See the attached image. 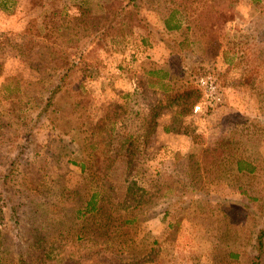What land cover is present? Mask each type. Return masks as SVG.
<instances>
[{
    "label": "rangeland",
    "instance_id": "rangeland-1",
    "mask_svg": "<svg viewBox=\"0 0 264 264\" xmlns=\"http://www.w3.org/2000/svg\"><path fill=\"white\" fill-rule=\"evenodd\" d=\"M261 230L264 0H0V264H264Z\"/></svg>",
    "mask_w": 264,
    "mask_h": 264
},
{
    "label": "built area",
    "instance_id": "built-area-1",
    "mask_svg": "<svg viewBox=\"0 0 264 264\" xmlns=\"http://www.w3.org/2000/svg\"><path fill=\"white\" fill-rule=\"evenodd\" d=\"M194 85L199 92V97L194 102L193 113L208 114L223 102V87L213 64L205 65L196 75Z\"/></svg>",
    "mask_w": 264,
    "mask_h": 264
},
{
    "label": "crops",
    "instance_id": "crops-1",
    "mask_svg": "<svg viewBox=\"0 0 264 264\" xmlns=\"http://www.w3.org/2000/svg\"><path fill=\"white\" fill-rule=\"evenodd\" d=\"M169 27H171V26H169ZM167 28H168V26H167ZM157 32H159L158 33V38H156L158 41L157 42H152V44L149 45L146 48V50H145L147 52V55H149V56H145V57L141 56V58H146L147 61H149L150 63H152V65L154 67H156V70H147V72L149 74L156 75L159 72H161V74L164 75V77L166 78L167 76L168 77L170 76V73H169L170 70H168L166 67H164V66H166L168 64L169 56H172L171 54L174 51L175 52H180V51L176 50L177 47L175 46V44H172L168 40L166 35H164L159 28L157 29ZM158 83H160L159 80H156V81H153V82L152 81L149 82L150 87H154V88L156 87V84H158ZM162 85H163V83H162ZM132 86H133V88H132L133 92L136 91L137 85H136V81L135 80H132ZM166 86H167V89H168L169 88L168 84L165 85V88H166Z\"/></svg>",
    "mask_w": 264,
    "mask_h": 264
},
{
    "label": "trees",
    "instance_id": "trees-1",
    "mask_svg": "<svg viewBox=\"0 0 264 264\" xmlns=\"http://www.w3.org/2000/svg\"><path fill=\"white\" fill-rule=\"evenodd\" d=\"M58 88L61 89V87H58ZM195 90H196V92H198L197 89H195ZM195 90L194 91L193 90H185L184 92H181V93H178L177 92L175 98H177V100H179L180 98H183V99L188 100V99H190V97H192V94L195 92ZM50 102H51V98L48 101V103H50ZM239 168L240 169H243V165H239ZM263 236H264V231L261 230L260 233H259V235H258V237H257V240H258V249L259 250L257 249L258 253H257L256 259H261L262 258V254L264 253V252L262 253V251H261V248L264 247ZM254 264H256V262H254Z\"/></svg>",
    "mask_w": 264,
    "mask_h": 264
}]
</instances>
